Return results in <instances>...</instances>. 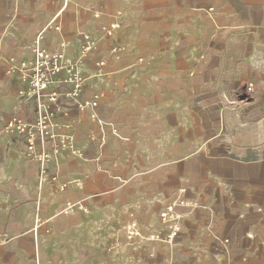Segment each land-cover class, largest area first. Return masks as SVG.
Returning <instances> with one entry per match:
<instances>
[{"label":"crops","instance_id":"0c3cea01","mask_svg":"<svg viewBox=\"0 0 264 264\" xmlns=\"http://www.w3.org/2000/svg\"><path fill=\"white\" fill-rule=\"evenodd\" d=\"M113 23L120 27L103 30ZM46 29L39 48L64 44L74 60L83 34L97 40L82 68L85 96L102 97L95 120L67 106L64 120L85 159L61 154L48 166L55 184L69 188L46 187L45 201L52 208L87 202L98 221L78 232L79 214L52 216L46 240L55 238L63 259L53 264H78L77 232L87 237L89 264H136L125 242L114 253L102 250L110 218L133 214L149 235L178 198L196 206L184 211L173 246L144 243L158 264H264V0H0V101L8 94L16 101L0 128L14 116L37 117L36 102L18 96L24 82L5 73L12 57H35ZM9 137L27 149L24 137Z\"/></svg>","mask_w":264,"mask_h":264},{"label":"rangeland","instance_id":"374dc122","mask_svg":"<svg viewBox=\"0 0 264 264\" xmlns=\"http://www.w3.org/2000/svg\"><path fill=\"white\" fill-rule=\"evenodd\" d=\"M90 58L92 59V56L87 59L89 60ZM75 59L81 62L79 57ZM6 99L7 101L5 102L0 101V119L3 118L4 114H10L13 111L16 102L14 97L12 98L9 94ZM89 139L94 141L92 137ZM75 143L74 147L81 151L82 157L74 155L70 151L63 154H70L79 160H84V151L78 148ZM51 162L53 167L56 162L55 158H52ZM49 177L45 181L38 163L25 148L24 144L18 138L14 139L4 134L2 128H0V264H41L43 258L47 264L56 263L58 259L63 261L62 256L56 255L55 238L54 241L50 238L49 243L46 240V237L53 234V229L50 226L52 216L79 214L85 221L76 223V227L78 228L79 226L78 232L82 230L90 232L92 228L97 226L96 222L98 221H93L90 217L93 212L87 202L69 201L75 204L76 207L73 212L66 214L65 210L69 202L63 208H52V203L45 201L44 191L48 186H55L60 192L67 191L69 188L66 183L55 184L57 180H52L51 178L56 177L57 179L56 173L50 171ZM61 185H66V190H61ZM75 186L80 190L84 188L82 181H76ZM175 186L179 187L180 185ZM181 190L180 188L178 192L182 195ZM80 206L87 207L88 211L79 210ZM110 219L111 240L107 242V245L102 250L114 253L115 249H119V246L125 242L129 247V257L136 260V264H158L155 260L158 254L155 255L154 253L143 251L146 241H158L168 246H173L182 231L181 226L179 235L174 239V242L168 243L164 240V227L149 235L144 234L140 222L133 214H129L124 219H117L116 217H111ZM131 221H136L140 230V236L135 239H129L126 234L127 225ZM99 223H101L100 219ZM78 232L73 235L75 237L76 252L74 261L78 264H89L92 257L88 253V246L85 242L87 237H85L84 233L81 232L79 234ZM159 233L161 237L158 238L157 235ZM17 250L20 251L18 257L14 256V252ZM48 255L51 256L48 258Z\"/></svg>","mask_w":264,"mask_h":264},{"label":"built area","instance_id":"2783aa9c","mask_svg":"<svg viewBox=\"0 0 264 264\" xmlns=\"http://www.w3.org/2000/svg\"><path fill=\"white\" fill-rule=\"evenodd\" d=\"M95 16L99 17L98 14ZM118 27H120L118 23H113L108 27L103 26V30L110 32ZM47 29L60 30L54 24L48 25ZM47 29L36 38L35 44L37 46L44 40ZM81 45L79 56L81 62L67 55L64 44L58 51H50L38 46L35 57L30 60L18 61L12 57L7 61L6 77H18L24 82L25 87L18 91V96L21 99L36 102L37 117L30 123L19 116H14L4 125L2 130L8 136L16 135L25 138L27 150L38 163L45 181L50 178L48 166L55 156L67 153V151L74 155L83 156L81 151L74 147L75 141L70 132L71 125L64 120L68 116V104L80 113L88 112L92 120L97 119L96 110L101 104L102 97L98 93H93L89 97L85 96L88 78L82 68V61L97 52L99 44L91 34L85 33ZM118 51V47L113 49L115 54ZM95 65L99 72H102L107 63L100 59L96 61ZM247 90L251 92L253 85L250 84ZM92 140L95 138L92 137ZM47 145L50 146V151L45 150ZM51 179L56 180V177ZM66 187V185H61V190H66ZM181 191L185 193V189ZM193 205L196 206L195 203L179 198L159 212V218L165 229L164 240L166 242H174L181 230L184 211ZM75 207V204L69 202L65 213L73 212ZM79 210L86 212L88 208L80 206ZM126 234L129 239L140 236L136 221L129 222ZM157 237H161L160 233Z\"/></svg>","mask_w":264,"mask_h":264}]
</instances>
